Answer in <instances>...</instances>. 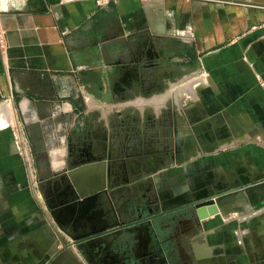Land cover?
<instances>
[{"label": "crops", "instance_id": "crops-1", "mask_svg": "<svg viewBox=\"0 0 264 264\" xmlns=\"http://www.w3.org/2000/svg\"><path fill=\"white\" fill-rule=\"evenodd\" d=\"M176 27L189 38H176ZM193 70L208 78L199 121L206 158L255 183L236 213L162 225L190 243L191 259L180 246L172 259L264 264V0H0V264H73L62 231L83 239L108 226L124 191H146L148 178L167 190L166 169L116 164L172 157L191 125L176 97L191 93ZM128 95L160 100H112ZM95 150L110 171L106 187L74 199L69 172ZM95 172L73 176L89 191ZM124 253L109 247L105 264L124 263Z\"/></svg>", "mask_w": 264, "mask_h": 264}, {"label": "rangeland", "instance_id": "rangeland-1", "mask_svg": "<svg viewBox=\"0 0 264 264\" xmlns=\"http://www.w3.org/2000/svg\"><path fill=\"white\" fill-rule=\"evenodd\" d=\"M172 34L175 35L176 38H189V36H184V30L178 27L172 31ZM184 82L181 84L184 85ZM207 82L208 78L203 71L196 72L193 70L190 79L188 81L186 80L184 85L190 88L191 93L187 96L182 95L181 97H176L179 102L185 100L187 103L186 106H189L186 109L187 118L191 121L190 128H188L189 132L184 140L178 141L177 136V140L173 143L172 149L170 150L173 151L172 157L164 159L159 167L150 172V174L156 173L162 169H166V171L169 172V176L165 175V184L161 183L164 189L167 190L161 189V186L160 190L152 187V180L147 176L146 191L141 192L138 189H132L127 193L124 191L123 194L125 197L123 198L128 200L126 205L121 206L122 202L117 204V206L112 208L109 214L112 223L115 222L116 218L119 220V223L114 225L113 228L111 227L106 233L90 236L86 239L83 238L82 241L75 242V239L71 237L69 232L62 231L65 239L64 259H71L73 264H105L108 257L106 254L107 249L110 247L112 251H115L118 247L125 250L123 255L125 256L124 263L121 264L182 263L184 259L177 258L174 261L172 259V254L175 253L178 246H180L182 248L181 250L183 252L186 251L188 253V258L191 259L190 243L184 242V240L186 241L184 237L179 238L178 241L169 238L168 233L171 231V228L167 229L162 227V225L174 220L179 221L189 217L197 219L195 207L190 206V208L188 207L186 209H176L171 213L156 216L151 219L148 218L150 215L166 210L167 205H174L180 202H192L197 198H204L208 195L221 192L224 193L233 188L237 189V192L228 194L227 197L225 196V198H230V201L233 199L232 203L224 204L228 207V210H225V212L227 211V213H230L232 209H234L236 213L238 209H242L245 205L247 206L249 204L250 194L253 192L252 188L255 182L247 180L246 177L237 179L235 176H232V174H225L223 173L224 171L219 168L215 159L206 158L205 152L206 150L208 151V149H206L208 147L203 145V140L200 138L199 121H201V118L205 119L206 117L205 112H202L200 109V92L202 88L207 86ZM139 97L141 96L128 95L124 99H119L118 97L112 100L113 102H121L123 105L132 104L135 107H140L142 101L155 103L158 99L160 100V96L143 100L139 99ZM131 109L133 108H127L124 111L129 112ZM114 114L115 113H113V115ZM177 119L178 118H176V120ZM220 128H222V130L226 129L225 126ZM176 129L178 134L179 129L177 127ZM219 132L218 130L217 133ZM212 139L214 138L210 137L205 145H210V140ZM198 151H202L201 154H199ZM153 159L159 161L158 157L154 156ZM117 169L120 168L117 167ZM131 179H134V177ZM167 197L171 200L169 199L168 201L167 199L166 205L165 199ZM260 210L264 212V207H261ZM146 238L147 245L143 247L141 243ZM195 239L199 240V237ZM178 242L180 243L179 245L177 244ZM91 243L93 245L96 244V248H100V254L94 259H91V246H93ZM194 244L197 246L200 243L196 241ZM184 246L185 248L183 249ZM111 260L113 259L111 258Z\"/></svg>", "mask_w": 264, "mask_h": 264}, {"label": "water", "instance_id": "water-1", "mask_svg": "<svg viewBox=\"0 0 264 264\" xmlns=\"http://www.w3.org/2000/svg\"><path fill=\"white\" fill-rule=\"evenodd\" d=\"M98 150V148H96ZM87 156L79 161V163L74 164L76 168L73 167V170L69 172L71 181L75 187V193L73 192L74 199H85L89 196H95L100 191L104 190L106 187V178L107 176H110V171L107 173L106 164L104 163L103 159L99 158V154H97L96 150L93 156L91 154H86ZM96 171L94 173L96 177V181L93 182V184L90 186L89 191H84L82 187H79V185L76 183V179L73 175H75L77 172H86V171ZM109 174V175H107ZM92 175V174H91ZM93 176V175H92ZM92 178V177H91ZM234 192H237V189H229L226 192L216 193L214 195H208L204 198H197L193 200L188 205L194 206L196 210L197 217L199 218H207L208 216H212L215 214H218L219 212H225V210L228 209L225 203H232L233 199L230 201V198L227 197L228 194H233ZM234 198V197H233ZM179 205V206H178ZM184 206V205H183ZM182 206V203L174 204V205H167L166 210L157 212L155 214L150 215L148 218H153L160 215H165L168 213H171L175 211L176 209H179ZM225 206V207H224ZM142 220V219H140ZM119 220H116L114 223L109 224L108 226L104 227L103 229L99 231H94L91 234H88L84 236V239L94 236V235H100L103 233H106L111 227L113 228L114 225L118 224ZM131 223V222H130ZM75 242H80L83 239L82 238H75Z\"/></svg>", "mask_w": 264, "mask_h": 264}, {"label": "flooded vegetation", "instance_id": "flooded-vegetation-1", "mask_svg": "<svg viewBox=\"0 0 264 264\" xmlns=\"http://www.w3.org/2000/svg\"><path fill=\"white\" fill-rule=\"evenodd\" d=\"M133 119V118H132ZM167 130V129H166ZM166 132V131H165ZM167 133V132H166ZM171 153H173V151H170ZM165 153H167V150L165 151ZM167 159V158H166ZM163 163V159L161 160V159H159V161H156V160H154V159H149V160H144V162L142 161H137V160H129V161H127V160H125V161H118L117 162V167L118 168H120V169H126V167L128 168V169H132V170H138L139 168H140V164L141 165H143V167L145 168V169H149V168H151V169H155V168H157V167H159L161 164ZM182 203V206L183 207H181V208H179V209H177V210H181V209H186V208H190V205H188L189 203H191V202H186V203H183V202H181ZM179 206V205H178ZM112 223V222H111ZM114 223V222H113ZM184 242H186L185 240H184ZM146 245H147V238L146 239H144L143 241H142V243H141V246H143V247H146Z\"/></svg>", "mask_w": 264, "mask_h": 264}, {"label": "bare ground", "instance_id": "bare-ground-1", "mask_svg": "<svg viewBox=\"0 0 264 264\" xmlns=\"http://www.w3.org/2000/svg\"><path fill=\"white\" fill-rule=\"evenodd\" d=\"M224 131L226 130V129H223ZM212 140H210V142H211ZM153 157H154V155H151L150 157L148 156L147 158H146V160L148 159L149 160V158L150 159H153Z\"/></svg>", "mask_w": 264, "mask_h": 264}]
</instances>
